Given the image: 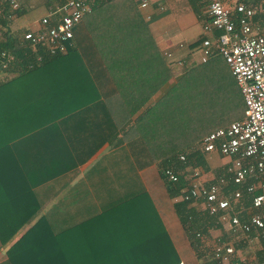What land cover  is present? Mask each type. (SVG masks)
<instances>
[{
  "label": "crops",
  "instance_id": "crops-1",
  "mask_svg": "<svg viewBox=\"0 0 264 264\" xmlns=\"http://www.w3.org/2000/svg\"><path fill=\"white\" fill-rule=\"evenodd\" d=\"M133 1L138 5L139 0ZM146 1L145 9H137L144 20L145 16L150 17L145 21L162 55L171 53L170 58L163 57L172 73L168 84L151 97V102L173 83L187 54L197 63L188 46L203 34L199 26L189 22L183 29L178 28L174 33L177 40L173 42L162 28H177L172 8L177 1L182 5L183 0ZM185 1L198 23L202 7L197 14ZM20 11L23 13V8ZM25 29H20L18 43ZM80 30H85L83 25ZM83 31L75 28L70 43L79 57L67 53L52 60L49 66L45 59L46 65L40 66L43 71L0 75V85L4 86L0 88V212L10 210L0 213V226L21 224L10 237L8 227L1 230L0 238L6 242L0 241V264H12L8 259L9 246H19L14 264H151L150 257L152 264H159L164 262L162 257L166 260L171 255L172 249L185 264L181 252L186 247L177 242L181 248L178 249L173 241V217L177 218L174 201L167 197L168 203H157L152 199L142 174L156 166L140 163L138 167L136 149L129 148L124 141L142 108L132 114L130 108H124L122 116L110 118L114 108L109 102L114 93L111 87L102 88L109 70H105L104 62L101 64L95 53L91 56L93 48ZM65 63L70 67L82 63L88 71L89 67L94 70L89 74L96 83L98 100L105 104H86L87 97L92 98L89 88H62L64 81L75 77V73L59 72ZM45 66L51 71L45 72ZM82 100L85 104H81ZM213 154L205 155L209 173ZM227 162L226 159L223 164H216L213 175L202 172L203 179H214L215 170L226 168ZM140 185L149 201L130 199L139 194ZM211 231L221 240L226 233L210 230V240L217 236ZM232 240L231 236L228 241ZM246 247L245 244L243 249ZM243 249L234 248L229 264L252 261L255 251L245 257ZM190 255L196 260L192 248Z\"/></svg>",
  "mask_w": 264,
  "mask_h": 264
},
{
  "label": "trees",
  "instance_id": "trees-1",
  "mask_svg": "<svg viewBox=\"0 0 264 264\" xmlns=\"http://www.w3.org/2000/svg\"><path fill=\"white\" fill-rule=\"evenodd\" d=\"M200 1L187 0L192 10L197 14L203 7V2L200 3ZM241 1L252 2V0ZM88 3L90 12L76 26L79 31H83L80 30V26H84L83 34L87 35V42L91 43L93 48L90 50L91 56L95 53L101 64L104 62L105 70H109L108 73L106 72L107 83L102 86V88L111 87L114 93L113 101L109 102L114 111L110 110L109 116L110 118L122 116L121 110L124 108H130L131 114L142 108L134 123L129 126L130 129L125 134L124 141L129 148L134 146L136 149L138 157L135 162L138 167H140V163L142 166L150 164L156 166L167 197L174 199L185 192V182L182 177L185 167H196L202 172L208 168L205 155L198 151L185 155L182 162L177 160V156L181 153L185 154L186 149L211 131L224 127L231 121L241 119L244 115L242 96L224 60L219 55H214L204 63H194L191 58L183 60L181 72L175 77L165 93L149 102L151 97L168 84L172 73L149 32L147 22L140 15L136 2L133 0H90ZM2 11L0 15V51L9 52L14 57L7 72L43 71V67L40 66L46 65V63L49 66L52 60L67 53H73L72 56L79 57L76 48L67 46L65 54L42 55L41 62L35 63L34 53L30 48L18 43L21 31L14 34L10 32L5 8ZM20 14L22 11L16 12V15ZM253 22L264 31V7L261 13H256L253 16ZM76 26L73 28L70 43L74 39ZM75 33L77 34V31ZM198 43L199 40H195L188 47L194 49ZM45 59L50 62L43 63ZM61 67L59 72L75 73V77L71 78V81L63 82L62 88L74 89L75 86L78 89L89 88L92 90V98L88 100L87 97L86 104H105L98 100L96 83L92 80V75L90 76L94 70H90L89 67L88 71L86 65L82 63H78L75 67H70L68 63H65ZM44 68L45 72L51 71L47 69V66ZM100 86L98 85L99 89ZM3 87L0 85V88ZM81 104H85L83 100ZM128 120L129 118H127ZM135 135L136 137L133 139ZM167 166H174L178 172L176 182H170L164 178L162 170ZM214 175L215 178L223 177L225 179L226 193L235 189L241 190L242 198L235 210H238L240 205L242 206L243 211L239 217L241 221H244L246 218L244 211L250 206L251 196L246 194L244 188L232 184L229 175L226 174L225 167L215 170ZM139 189V194L135 193L130 199L149 201L141 185ZM257 193L258 191H255L254 195ZM173 210L188 235L198 264H222L213 259L211 255L201 252L195 238L196 233L207 235L210 230L220 229L216 216L198 211L191 207L190 203L184 201L174 202ZM9 212L10 210H1L0 213ZM20 225H10V228L9 225H1L0 237L2 229L4 231L9 229L10 237ZM157 225L161 228L158 220ZM161 232L164 234L162 228ZM256 233L260 234L258 237L259 248L254 252L253 259L248 264H264V232L251 230L248 237L252 238ZM223 236L225 240L231 239V236L226 233H223ZM242 239L233 242L235 249H243L245 241ZM0 241L4 244L6 239L0 238ZM19 243V241L16 242V246ZM17 248L19 246H9L7 250L8 259L13 261L12 264L19 257ZM162 259L164 262L159 264L180 262L174 249H172L171 255L166 257V260L163 257ZM149 260L152 264V257Z\"/></svg>",
  "mask_w": 264,
  "mask_h": 264
},
{
  "label": "built area",
  "instance_id": "built-area-1",
  "mask_svg": "<svg viewBox=\"0 0 264 264\" xmlns=\"http://www.w3.org/2000/svg\"><path fill=\"white\" fill-rule=\"evenodd\" d=\"M90 0H47L46 14L35 24L26 28L20 44L34 53L35 63L42 55L55 56L66 53L70 46L73 28L90 12ZM200 25L203 37L192 49L197 62L219 55L226 64L244 103V115L226 126L217 128L177 156L184 161L185 155L198 151L203 155L215 153L227 159L226 174L233 185L244 188L251 196L250 206L245 210V220H240L242 206L235 210L242 198L240 189L226 193L223 177L204 180L198 168L185 167L183 180L185 192L173 201L190 203L191 207L216 216L221 230L232 236V241L216 236L196 233L201 252L209 254L222 264H229L234 254L236 240L249 246L258 243L259 233L249 238L251 230L264 232V31L253 22V16L261 13L264 0H202ZM146 0L138 1V8L145 9ZM6 10V19L12 20L21 10L18 0H0V15ZM145 16V20H149ZM166 58L171 53L163 54ZM14 61L11 53L0 51V75L7 73ZM179 63L178 61L176 62ZM174 166L162 170L164 178L176 182ZM258 191L254 195V192ZM240 236V237H239ZM177 264H182L181 262Z\"/></svg>",
  "mask_w": 264,
  "mask_h": 264
},
{
  "label": "rangeland",
  "instance_id": "rangeland-1",
  "mask_svg": "<svg viewBox=\"0 0 264 264\" xmlns=\"http://www.w3.org/2000/svg\"><path fill=\"white\" fill-rule=\"evenodd\" d=\"M18 2L21 5L20 7L23 8L24 11L20 15H15V17L12 20H10L8 23L9 28H10V32L13 34L16 32H19L21 28H30V29L34 28L35 24L39 21V19L43 15H45L47 12L46 0H18ZM183 2L181 5L180 2L177 1L176 5L172 8L173 9L172 14L176 15L175 18H176V21L178 23L176 25L177 28H174L173 26H165L162 28V31L167 36H170L172 38L173 42H176V40H177V37L174 35V33L177 32L178 28L183 29L184 25L189 23V22H193V25L196 28H197V26H199V31H200L201 35L203 34L199 21H198V23L194 22V16L187 9L186 1L183 0ZM192 30H193V28H192ZM182 58H184V57H182ZM187 58H192V57H190V56L188 57V54H187ZM193 58L195 59V56H193ZM181 70H182V68H179L178 73H180ZM225 161H226V158L220 157L217 154H213V158L211 159V162H210V165H213V167H210V170H211L210 173L211 174L208 172L209 169L206 170V172H208L209 176L213 175L212 171L216 167V164H220V162L223 164V162H225ZM142 178H143V182L145 183L148 191H150V194H151L152 199L154 201H156L157 203H159V202H167L168 203L169 202L168 198L166 196L165 190H164V186L162 184V180L159 177L158 171L154 166L150 167V169H148L145 173H143ZM173 221L176 222V223H173V225H174V227H173V233H174L173 239L174 240L173 241H174V243H176L178 245V249H181L179 244L186 247V248H183L182 249L183 252H181L182 253L181 255L185 261V264H196L195 258L192 255H190L192 247L190 248L187 245L188 235L183 230V228H182V226H181V224L177 218L173 217ZM211 233L215 234L213 236H216V235L218 236V234L216 232L214 233L213 231H211ZM175 236L177 237L176 239H175ZM180 239L182 240V242L180 241ZM211 239H212V237H211ZM222 239H224V238L222 237ZM225 241H228V240H225ZM256 245L259 246V244H257V242L249 244L248 247H246L242 250L243 255L245 257L250 256L251 253L253 251H255V249L257 247ZM187 252H189L190 254Z\"/></svg>",
  "mask_w": 264,
  "mask_h": 264
}]
</instances>
